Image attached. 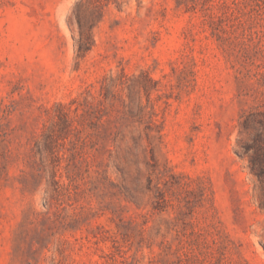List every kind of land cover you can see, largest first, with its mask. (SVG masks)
Masks as SVG:
<instances>
[{"label": "rangeland", "instance_id": "1", "mask_svg": "<svg viewBox=\"0 0 264 264\" xmlns=\"http://www.w3.org/2000/svg\"><path fill=\"white\" fill-rule=\"evenodd\" d=\"M257 152L264 0H0V264H264Z\"/></svg>", "mask_w": 264, "mask_h": 264}, {"label": "trees", "instance_id": "2", "mask_svg": "<svg viewBox=\"0 0 264 264\" xmlns=\"http://www.w3.org/2000/svg\"><path fill=\"white\" fill-rule=\"evenodd\" d=\"M259 147V146H258ZM261 148H259V150H260ZM256 155L254 156V154H253V156H251V166H252V170L254 171V172H256V173H258L259 174V176H261L262 174H264V170H263V168L261 167V166H256L257 164V157H259V152H257V153H255Z\"/></svg>", "mask_w": 264, "mask_h": 264}]
</instances>
